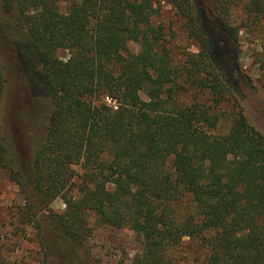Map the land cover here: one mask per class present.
I'll use <instances>...</instances> for the list:
<instances>
[{"label":"trees","instance_id":"1","mask_svg":"<svg viewBox=\"0 0 264 264\" xmlns=\"http://www.w3.org/2000/svg\"><path fill=\"white\" fill-rule=\"evenodd\" d=\"M13 1L15 56L30 96L51 105L44 140L31 156L14 151L1 121L0 62V168L23 195L21 221L38 223L60 197L63 211L49 217L72 248L91 236L94 215L141 239L128 264H175L186 237L207 251L199 264H264V132L241 103L230 18L243 1L247 17L264 21V0H209L207 10L199 0H166L198 46L177 64L152 22L156 0ZM188 93L209 100L180 99Z\"/></svg>","mask_w":264,"mask_h":264},{"label":"rangeland","instance_id":"2","mask_svg":"<svg viewBox=\"0 0 264 264\" xmlns=\"http://www.w3.org/2000/svg\"><path fill=\"white\" fill-rule=\"evenodd\" d=\"M199 1L206 10L210 8L209 0ZM243 5L241 1L230 10L231 21L238 28L239 36L236 58L243 76L241 103L250 122L264 132V21L247 17ZM154 6L157 10L152 22L163 26V49L177 64L185 53L196 52L198 46L187 36L182 19L166 0H156ZM68 9L67 1L59 2L62 13H67ZM14 13L13 0H0V62L6 78L1 121L8 133V145L14 151L31 156L33 148L44 140L48 131L51 105L49 101L38 102L29 94L12 41L21 32L14 23ZM128 47L131 52L139 50V45L133 41H129ZM57 55L65 59L68 52L58 50ZM192 94H183L180 99L188 102ZM193 95L201 102L209 100L207 93ZM106 101L112 103L109 98ZM222 130L226 132L228 126ZM172 160L173 156L167 159L170 169ZM22 205L23 195L18 186L6 170L0 168V264H103L114 261L128 264L141 250V239L131 229L99 225L94 215H90L91 236L81 247L72 248L63 236L56 234L49 217L50 211H63L65 205L60 197L54 199L47 210L38 212V223L21 221L17 212ZM206 255L207 251L198 239L187 237L172 251L175 264H199Z\"/></svg>","mask_w":264,"mask_h":264}]
</instances>
